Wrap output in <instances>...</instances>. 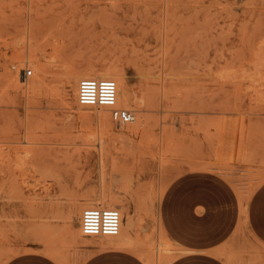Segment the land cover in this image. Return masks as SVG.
Listing matches in <instances>:
<instances>
[{
    "label": "rangeland",
    "instance_id": "obj_1",
    "mask_svg": "<svg viewBox=\"0 0 264 264\" xmlns=\"http://www.w3.org/2000/svg\"><path fill=\"white\" fill-rule=\"evenodd\" d=\"M30 40L47 71L35 94L4 69ZM89 64L118 71L131 94L118 107L145 126L101 108L107 130L77 103L73 75ZM102 173L124 221L150 212L153 241L129 246L153 258L76 231ZM263 180L264 0H0V264H264V243L238 237ZM181 249L195 251L167 260Z\"/></svg>",
    "mask_w": 264,
    "mask_h": 264
},
{
    "label": "bare ground",
    "instance_id": "obj_2",
    "mask_svg": "<svg viewBox=\"0 0 264 264\" xmlns=\"http://www.w3.org/2000/svg\"><path fill=\"white\" fill-rule=\"evenodd\" d=\"M165 11V10H164ZM164 17V16H163ZM29 26V25H28ZM27 30V29H26ZM28 31V30H27ZM27 39V38H26ZM15 44H13L12 46V55L10 56V58H7L4 64V69H5V73H6V79L8 81L7 86L11 87V88H20L24 91V93H37L40 92L43 87H44V77L46 74V68L42 65V64H36L35 62L38 61V57H37V46H35L36 44L32 43L31 40L29 41L27 46H18V44L16 42H14ZM10 45V44H9ZM163 47V46H162ZM163 49V48H162ZM164 51V50H163ZM57 54L55 53L54 56H56ZM163 55V54H162ZM57 57V56H56ZM53 58V56H52ZM55 59V58H54ZM14 61H17V65L13 64ZM26 61L28 63H31L33 65V68L35 67L36 70L41 73L40 76H35L31 79H29L30 77H24L23 76V69H25L23 67V62ZM47 61V60H46ZM45 62V61H44ZM56 63V60H55ZM58 65V63H57ZM262 65V63H261ZM259 66V65H258ZM162 70V69H161ZM71 73V72H70ZM37 74V73H36ZM67 75V73L65 74ZM74 94H75V99L77 101V85H78V81L83 78V77H94V78H110L114 80L116 82L117 85V106L118 105H129V101L131 100V94L129 93V91L124 87V84L121 80V77L118 74V71L113 68V67H104L102 68V70L98 71L97 68L92 65L89 64L87 66H85L83 69H81L78 72H75L74 75ZM163 78V77H162ZM125 80V79H124ZM64 81V80H63ZM126 83V82H125ZM62 84V82H61ZM69 84V83H68ZM64 85V83H63ZM126 86V84H125ZM130 88V87H129ZM61 89V88H60ZM163 90V89H162ZM45 93V92H44ZM64 93V91H63ZM66 97V96H65ZM70 97V96H67ZM137 98V97H136ZM139 99V98H137ZM140 100V99H139ZM67 101V100H66ZM78 103V102H77ZM106 108V107H103ZM109 109V108H108ZM99 110V113L97 114V118L98 121H100L102 124H104L107 127V130L110 129V120L108 117L107 112H101V108L97 109ZM140 115V114H139ZM141 117V116H140ZM139 117V118H140ZM126 124L129 125L126 128V131H132V132H137L138 130H140V128L144 125V122L139 120L138 118L134 119L133 123ZM103 125V126H104ZM102 126V125H101ZM104 126V128H106ZM145 126V125H144ZM116 128V127H115ZM122 129V128H121ZM117 130V129H116ZM131 132V133H132ZM100 133V132H99ZM26 155V154H25ZM26 158V157H25ZM19 164V163H18ZM20 165V164H19ZM18 165V166H19ZM200 165H198L199 167ZM210 166V165H209ZM207 167V166H206ZM205 167V168H206ZM211 167V166H210ZM21 168V167H20ZM217 168V167H215ZM47 169V168H46ZM209 170V169H208ZM215 170V169H214ZM217 170V169H216ZM37 171V170H36ZM35 171V172H36ZM29 172V171H28ZM38 172V171H37ZM43 172V171H42ZM49 172V171H48ZM261 172V171H259ZM39 173V172H38ZM32 174V173H31ZM30 174V175H31ZM45 174V173H44ZM40 175V174H39ZM42 175V174H41ZM48 175V174H47ZM46 176V175H45ZM50 176V175H49ZM44 177V175H43ZM104 173H102L101 177H100V182H99V190L95 191L90 197H89V202H87L85 204V206H100V207H118L116 209L119 210L120 215H121V223H120V231L121 232L119 235L116 236H107L106 238L109 240H114L115 243V248H122V249H127L130 250L131 252L137 254L140 258H143V255H147L149 259L154 257V253L152 252H144V250L141 249V246H139L138 248H140V251H137L138 248H131L130 243H132L133 239L135 238V234H137V240L142 243L145 239H147L146 241L148 242H152L153 240L151 239L150 236V229L152 226V216L150 214V212H144V215H141L138 213L139 216L135 215V214H131L128 213L126 216V220L124 221L122 218L123 212L126 211L128 208L126 207V205L124 204L122 199H117V197L115 198V195L113 193H111V191L104 189L105 186H108L107 180L104 178ZM36 178V177H35ZM34 178V179H35ZM41 178V177H39ZM44 179V178H43ZM39 181V179H38ZM264 181V180H263ZM262 183V182H261ZM259 183V184H261ZM258 184V185H259ZM30 185V184H29ZM257 186V185H256ZM255 188V187H254ZM126 193V192H125ZM128 193V192H127ZM242 193V192H240ZM244 193V192H243ZM244 196V194H242ZM40 196V195H39ZM118 196V194H117ZM120 196V195H119ZM36 197H38V195H36ZM122 197V195L120 196ZM126 198V196H124ZM248 197V196H247ZM41 198V197H40ZM161 198V197H160ZM244 198V197H243ZM127 199V198H126ZM32 200V199H31ZM35 201V200H34ZM42 202V201H41ZM35 203V202H34ZM37 203V202H36ZM35 203V204H36ZM60 206V204H57ZM64 205V204H62ZM67 205V202H66ZM69 206V205H68ZM51 208V207H50ZM158 208V207H157ZM58 209V208H57ZM69 209V208H68ZM83 209V208H82ZM82 209L78 212V223L79 226L76 229V231L79 234L81 233L80 230V218H81V212ZM58 211H60L58 209ZM75 211V210H73ZM61 212H64L61 211ZM61 212H58L59 214H61ZM77 212V211H76ZM143 212V211H142ZM74 212H72L71 210H68L67 213L65 214V216H63L64 218L67 219L68 223H67V227H72V218H73V214ZM141 213V212H140ZM48 214V213H47ZM44 215V214H43ZM54 215V214H53ZM52 215V216H53ZM58 215V214H57ZM63 215V214H61ZM59 216V215H58ZM54 218H57V216H53ZM63 218V219H64ZM159 218V217H158ZM62 219V216H61ZM64 219V220H66ZM54 220V219H52ZM159 221V219H158ZM160 225V224H159ZM138 227V228H137ZM161 228V226H160ZM66 229H64L65 231ZM71 230V229H70ZM162 230V229H161ZM71 232V231H70ZM73 233V231H72ZM73 236V235H72ZM134 236V238H133ZM100 237V236H99ZM73 239V238H72ZM101 240V239H100ZM136 240V239H135ZM98 242V241H97ZM112 242V241H110ZM144 243V242H143ZM147 243V242H146ZM44 244V243H43ZM100 244V243H98ZM134 245H136L133 242ZM45 245V244H44ZM102 245V243H101ZM104 245V244H103ZM106 245V244H105ZM109 245V244H108ZM144 245V244H143ZM46 246V245H45ZM107 246V245H106ZM137 246V245H136ZM48 247V246H47ZM104 248V246H102ZM31 249H29L30 251ZM34 250V249H33ZM26 251V250H24ZM35 251V250H34ZM100 251V249H99ZM44 252V251H43ZM48 252V251H47ZM141 252H143V254L140 256L139 253L141 254ZM45 253V252H44ZM18 254V253H16ZM55 254V253H54ZM57 254V253H56ZM60 254V253H59ZM94 254V253H93ZM178 254V253H177ZM177 254H170L167 257V260H171L173 259ZM249 254V253H248ZM254 255V254H253ZM52 256H54L52 254ZM63 256V255H62ZM62 256L60 255V257L62 258ZM91 256V255H90ZM90 256H87L90 257ZM55 257V256H54ZM58 256H56L57 258ZM58 257V258H60ZM55 258V259H56ZM145 259V258H144ZM259 259V258H257ZM261 259V258H260ZM9 260V259H8ZM63 261V260H62ZM6 262V261H5ZM4 264V263H3ZM82 264V263H81Z\"/></svg>",
    "mask_w": 264,
    "mask_h": 264
},
{
    "label": "built area",
    "instance_id": "obj_3",
    "mask_svg": "<svg viewBox=\"0 0 264 264\" xmlns=\"http://www.w3.org/2000/svg\"><path fill=\"white\" fill-rule=\"evenodd\" d=\"M23 76L32 75L30 68L22 70ZM77 102L90 108H109L110 117L117 125L134 121L132 110L118 107L117 85L110 78L83 77L77 85ZM121 215L114 207L86 206L82 209L80 230L85 236H115L120 231Z\"/></svg>",
    "mask_w": 264,
    "mask_h": 264
},
{
    "label": "crops",
    "instance_id": "obj_4",
    "mask_svg": "<svg viewBox=\"0 0 264 264\" xmlns=\"http://www.w3.org/2000/svg\"><path fill=\"white\" fill-rule=\"evenodd\" d=\"M260 190L262 189V192L259 194H255L253 197L249 200V214H248V220H249V230L248 228L243 230L242 232H239L238 237L240 239L246 240L247 238H252L250 231L255 234L259 240L264 243V186L263 188L260 187ZM237 219L236 215H234V220L232 224L229 227L228 230V238L229 241H232L233 234L236 235V229H237ZM242 226L239 227L241 230ZM234 235V238L237 237ZM27 248H33V247H27ZM122 249V248H117ZM194 249H181L178 250L179 253H187V252H194ZM204 251L210 252L212 251L211 247L205 248ZM177 254V255H178Z\"/></svg>",
    "mask_w": 264,
    "mask_h": 264
}]
</instances>
